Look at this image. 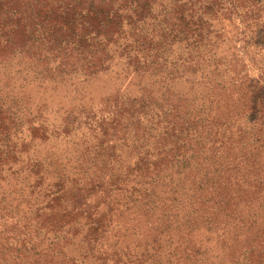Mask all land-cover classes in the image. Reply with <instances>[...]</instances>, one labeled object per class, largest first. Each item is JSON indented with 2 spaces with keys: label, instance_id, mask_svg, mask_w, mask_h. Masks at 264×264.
<instances>
[{
  "label": "trees",
  "instance_id": "obj_1",
  "mask_svg": "<svg viewBox=\"0 0 264 264\" xmlns=\"http://www.w3.org/2000/svg\"><path fill=\"white\" fill-rule=\"evenodd\" d=\"M113 61L133 89L29 126L25 68L55 89ZM12 63L0 264H264V0H0Z\"/></svg>",
  "mask_w": 264,
  "mask_h": 264
},
{
  "label": "rangeland",
  "instance_id": "obj_2",
  "mask_svg": "<svg viewBox=\"0 0 264 264\" xmlns=\"http://www.w3.org/2000/svg\"><path fill=\"white\" fill-rule=\"evenodd\" d=\"M221 27H223V25H217V29H220ZM229 28H231V26L225 27L226 30ZM226 30H219V32H224ZM225 35L227 37L229 32H226ZM23 67L26 66L22 63L19 67L12 63V68L10 70L7 69L6 72L1 71L0 84L4 85L11 83L12 80L10 77L12 70ZM25 69L29 70V73L27 71L24 72L28 73L27 76H29L27 79V86L24 88L23 85L21 92L17 88L20 84V80H18L15 84L14 94L18 98L16 100L17 105L19 104L18 106H25L26 108H29V126L30 124L38 126V123L43 122L44 118L52 121L59 117L62 110L72 106L83 105L86 109L92 108L93 112H96L95 114H97L100 110L99 108L106 104L108 99L112 98L117 91L122 94L133 89L131 87H126L127 80L124 79V77L115 76V73L119 70L118 64H116L115 61H113L110 65L109 72L107 74L97 75L85 82H77L75 87H70V84L76 81L75 79L78 76L76 74H72L66 82H58L57 88L55 89H49L47 86L49 81L44 79L46 78L44 74L37 73L35 70L30 68V66ZM191 75V73L185 74V78L192 79ZM42 76L45 77L42 79ZM39 79L43 81H39ZM175 83L176 81L173 82L172 87L175 89H181L182 84ZM16 92L18 94H16ZM38 108L40 112H43L41 117L37 112Z\"/></svg>",
  "mask_w": 264,
  "mask_h": 264
}]
</instances>
